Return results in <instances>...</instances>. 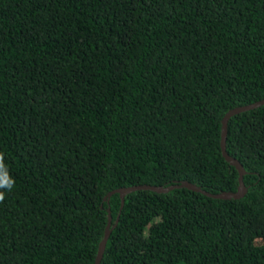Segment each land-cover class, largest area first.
Segmentation results:
<instances>
[{"label":"trees","instance_id":"1","mask_svg":"<svg viewBox=\"0 0 264 264\" xmlns=\"http://www.w3.org/2000/svg\"><path fill=\"white\" fill-rule=\"evenodd\" d=\"M264 0H0V264H264ZM106 196V199H104Z\"/></svg>","mask_w":264,"mask_h":264},{"label":"water","instance_id":"2","mask_svg":"<svg viewBox=\"0 0 264 264\" xmlns=\"http://www.w3.org/2000/svg\"><path fill=\"white\" fill-rule=\"evenodd\" d=\"M263 103H264V98H261V99L255 100L253 102L233 106V107L227 109L221 118L220 139H219L220 149H221V153L224 156V158L230 164H232L235 167V169L237 170V186H236L235 190H221L218 192H209V191L202 189L200 186L195 185L192 182H189L187 180H180L179 182H175L173 184H167V185H153V184L142 183V184H134V185H128V186H121V187L109 190L106 193V196H108L112 192H117L119 195V198H120V203H122L124 194L129 192V191L135 190V189L142 188V189H150V190H154V191H166L172 187H177V186H185L187 188L197 190V191L205 193L209 196L217 197V198L218 197L219 198H230V197L236 198V197L243 195V193L246 190V187L244 186L243 181H242V175L245 172V170L243 169L241 163L235 157L229 155L225 150L226 121L229 118V116H231L232 114H235V113H238V112H241L244 110H248L250 108L256 107V106L263 104ZM106 196L104 199H106ZM109 223H110V214H109V211L107 209L106 224H105V227L103 230V234H102V236L98 242L96 253H95V256H94L91 264H98V262H99V259L101 257L102 251H103L105 240H106L108 232L110 230Z\"/></svg>","mask_w":264,"mask_h":264},{"label":"clouds","instance_id":"3","mask_svg":"<svg viewBox=\"0 0 264 264\" xmlns=\"http://www.w3.org/2000/svg\"><path fill=\"white\" fill-rule=\"evenodd\" d=\"M3 154L0 153V203L5 199V191H12L15 185L14 180L9 176L7 169L3 164Z\"/></svg>","mask_w":264,"mask_h":264}]
</instances>
